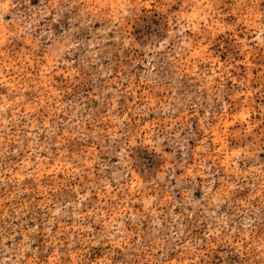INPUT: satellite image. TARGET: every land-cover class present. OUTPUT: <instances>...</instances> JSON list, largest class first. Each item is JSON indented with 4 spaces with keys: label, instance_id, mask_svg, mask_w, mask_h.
I'll return each mask as SVG.
<instances>
[{
    "label": "rangeland",
    "instance_id": "obj_1",
    "mask_svg": "<svg viewBox=\"0 0 264 264\" xmlns=\"http://www.w3.org/2000/svg\"><path fill=\"white\" fill-rule=\"evenodd\" d=\"M0 264H264V0H0Z\"/></svg>",
    "mask_w": 264,
    "mask_h": 264
}]
</instances>
